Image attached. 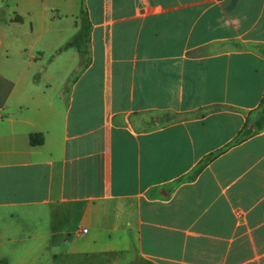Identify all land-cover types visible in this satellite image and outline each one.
I'll return each mask as SVG.
<instances>
[{
	"label": "crops",
	"instance_id": "0c3cea01",
	"mask_svg": "<svg viewBox=\"0 0 264 264\" xmlns=\"http://www.w3.org/2000/svg\"><path fill=\"white\" fill-rule=\"evenodd\" d=\"M262 102L264 0H0V264H264Z\"/></svg>",
	"mask_w": 264,
	"mask_h": 264
},
{
	"label": "trees",
	"instance_id": "16d2710c",
	"mask_svg": "<svg viewBox=\"0 0 264 264\" xmlns=\"http://www.w3.org/2000/svg\"><path fill=\"white\" fill-rule=\"evenodd\" d=\"M262 104H264V102H262ZM143 264H151V263H149V262H143Z\"/></svg>",
	"mask_w": 264,
	"mask_h": 264
},
{
	"label": "rangeland",
	"instance_id": "374dc122",
	"mask_svg": "<svg viewBox=\"0 0 264 264\" xmlns=\"http://www.w3.org/2000/svg\"><path fill=\"white\" fill-rule=\"evenodd\" d=\"M261 117H262V116L260 115V119H261ZM260 119H259V120H260Z\"/></svg>",
	"mask_w": 264,
	"mask_h": 264
}]
</instances>
